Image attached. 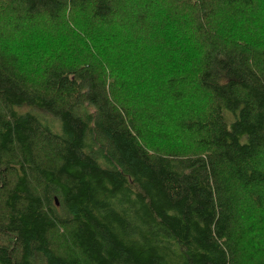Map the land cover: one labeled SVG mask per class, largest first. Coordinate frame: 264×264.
Segmentation results:
<instances>
[{
    "label": "trees",
    "instance_id": "1",
    "mask_svg": "<svg viewBox=\"0 0 264 264\" xmlns=\"http://www.w3.org/2000/svg\"><path fill=\"white\" fill-rule=\"evenodd\" d=\"M0 264H264V0H0Z\"/></svg>",
    "mask_w": 264,
    "mask_h": 264
},
{
    "label": "rangeland",
    "instance_id": "2",
    "mask_svg": "<svg viewBox=\"0 0 264 264\" xmlns=\"http://www.w3.org/2000/svg\"><path fill=\"white\" fill-rule=\"evenodd\" d=\"M56 120H57V119H56ZM57 121H58L57 128L59 129L61 121H60V120H57Z\"/></svg>",
    "mask_w": 264,
    "mask_h": 264
}]
</instances>
